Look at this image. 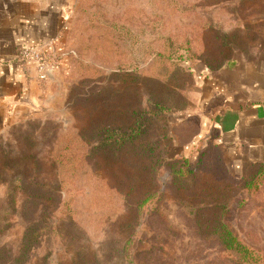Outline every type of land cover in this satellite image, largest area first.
<instances>
[{
    "label": "rangeland",
    "instance_id": "rangeland-1",
    "mask_svg": "<svg viewBox=\"0 0 264 264\" xmlns=\"http://www.w3.org/2000/svg\"><path fill=\"white\" fill-rule=\"evenodd\" d=\"M66 30L68 68L41 87L35 113L0 132V264H130L129 249L132 264H244L223 250L206 219L188 213L190 194L208 195L218 208L210 216L221 215L264 264V167L233 169L200 140L185 155L194 174L177 177L184 155L172 128L187 111L195 65L219 71L239 47L264 37V0H73ZM203 40L211 49L232 42V49L222 60L218 51L203 56ZM179 63L192 73L182 114L161 115L147 131L132 132L134 141L107 138L104 129L106 140L94 144L91 125L104 121L93 104L98 89L116 95L147 87L142 72L159 76ZM141 89L135 103L132 95L118 102L145 108L149 94ZM121 115L111 126L134 128L131 115ZM189 180L194 188H181ZM197 180L206 188L196 189ZM29 186L51 198L28 199ZM146 195L153 196L141 209Z\"/></svg>",
    "mask_w": 264,
    "mask_h": 264
},
{
    "label": "crops",
    "instance_id": "crops-1",
    "mask_svg": "<svg viewBox=\"0 0 264 264\" xmlns=\"http://www.w3.org/2000/svg\"><path fill=\"white\" fill-rule=\"evenodd\" d=\"M72 4L0 0V132L35 113L41 87L47 85L36 80L31 67L28 75L23 73L18 57L22 48L53 42L59 63L53 78L68 68L66 29ZM187 92V111L172 118L181 155H189L194 143L211 140L233 169L264 164V37L239 47L219 71L195 65Z\"/></svg>",
    "mask_w": 264,
    "mask_h": 264
},
{
    "label": "trees",
    "instance_id": "trees-1",
    "mask_svg": "<svg viewBox=\"0 0 264 264\" xmlns=\"http://www.w3.org/2000/svg\"><path fill=\"white\" fill-rule=\"evenodd\" d=\"M194 42V41H193ZM185 44H189L190 45V41L188 42H184ZM204 43V52H203V56H206L207 53H213V52H219V56L222 59H224V56L227 52H230L232 49V42H227L221 44V48H217V46L213 47L212 49L209 48V45L207 42H205L203 40ZM115 44V42H114ZM201 43H198V45H200ZM226 49V50H225ZM183 51L185 49H182ZM226 52H225V51ZM191 51V52H190ZM199 49H196V53H198ZM207 51V52H206ZM185 53H187V58H190L191 54H193L194 52H192V48L191 50H185ZM200 56V55H199ZM213 54L210 55V57L212 58ZM196 57V56H195ZM182 59V58H181ZM180 59V60H181ZM186 62V61H185ZM210 62V63H208ZM180 63H184L183 60L180 61ZM179 63V64H180ZM207 63L209 64V69L214 71V70H218V65L215 66L214 62L212 60H208ZM228 65V64H227ZM150 68L155 69L156 66L153 64ZM142 75V79L147 80V87L142 86L143 83H138V85L133 86L132 88L130 87V89H125V90H116L115 93L116 95H114L111 92L109 93H105L104 88H100L97 90V93H95V97L98 96L97 101H94L93 104L96 105V102H98L99 105V109L102 110L103 113V117L101 119H103L104 121H100V122H93L91 125V134L92 136L90 137L91 140H93L94 144L99 143L100 140H106L105 138L101 137L99 134L102 130H104V133L107 135V138H111V136L114 138L121 136L122 138L124 137L126 140H132L134 141V134H132V132L138 131L140 129V131L145 128L148 129L149 124L152 121H157L158 117H160L161 115H166L168 113L171 114H182L185 106H186V97H185V92L187 90V85L186 83H184V78L187 77L188 80L187 81H191V77H192V73L190 71V69H188L187 67L182 66V64L178 65H174V68L170 71V72H166L162 75H149L147 73H141ZM143 81V80H142ZM144 82V81H143ZM191 84V83H190ZM152 86H156V92L155 94L148 92V89ZM141 88H145L147 89L146 93L149 94V99L147 102L144 103V107L143 109H140L139 111L136 110L135 107L130 106L129 104V100L125 99L123 100V102H118L117 99L123 97H127L128 95H132V103L136 102V98L139 97V95L141 96ZM103 89V90H102ZM102 93V94H101ZM122 99V98H121ZM141 103V102H140ZM149 103H152L151 105ZM96 107V106H95ZM121 113L123 115H127L130 116L133 119V125L134 128H125L122 129L120 127H113L111 126L110 123H116V121L114 120L113 116L115 114ZM126 124V123H125ZM131 129V130H130ZM147 129H145L147 131ZM121 131H125V132H121ZM111 132V133H110ZM81 133V132H80ZM110 133V134H109ZM109 134V135H108ZM81 138L83 139V135H80ZM119 139V138H118ZM116 145L118 146V141H115ZM203 145H205V147H209L213 150H217L219 151V149L217 148V144L211 140H204L202 141ZM107 142H104V145H106ZM204 147V148H205ZM202 149L203 147L198 151L197 155V159L198 157H200V155L202 154ZM196 151V152H197ZM220 152V151H219ZM141 156H145L144 153H141ZM221 154V152H220ZM221 159H222V155ZM193 157V156H192ZM177 163L179 164V166L177 168H175V175L177 177H186V176H190L192 174H194L193 169L196 166V163H191V161L188 160L187 157L182 156V160L181 162L177 161ZM176 164V163H175ZM248 165H254V166H263L264 164H248ZM174 166V165H173ZM215 186V185H214ZM23 187H21L22 189ZM185 190H192L193 184H192V180H189L188 182H185L182 184V187ZM205 185L200 183V180L196 182V189L199 190H203L205 189ZM215 188V187H214ZM43 192H39L38 190L34 189L33 187L29 186V190H28V199H40V198H45V197H49L51 198L50 194H48V191L46 190H42ZM50 193V192H49ZM201 193L203 194V192L201 191ZM150 196L153 195H146V196H141L140 201H139V208L142 209V207L148 203V201L150 200ZM199 199L198 201L192 200L189 201L188 199ZM31 201H29L30 203ZM196 204H200L201 207L195 208ZM216 204L214 201L211 200V198H209V196L207 195H199V196H192L191 194L189 196H187V207H192L190 210H188V213L192 216L194 212H196L197 216H199V214L201 215L203 221L204 219H206L207 224H206V228L209 231V227L210 225L211 230L209 232H211L212 236L217 237V239H219V243L220 246H223V250L225 252H230V253H234L238 260L244 264H263V262L260 260V256L259 254L254 251L253 249L243 246L242 244H240L237 239L231 234V232L226 229L222 223H221V215L219 216H210V213H214L218 208L217 206H212ZM219 206H221L219 204ZM207 212L209 213V216L207 217ZM203 232H205V229L203 230ZM205 234L207 235V233L205 232ZM213 237V238H214ZM127 255V260L129 261L131 259V261H129L130 264L133 263L132 260V256L130 254V249L126 252Z\"/></svg>",
    "mask_w": 264,
    "mask_h": 264
},
{
    "label": "built area",
    "instance_id": "built-area-1",
    "mask_svg": "<svg viewBox=\"0 0 264 264\" xmlns=\"http://www.w3.org/2000/svg\"><path fill=\"white\" fill-rule=\"evenodd\" d=\"M18 57L23 66V73L28 75V67H31L36 80L43 84L51 79L59 67L53 42L43 46L24 47L19 51Z\"/></svg>",
    "mask_w": 264,
    "mask_h": 264
}]
</instances>
